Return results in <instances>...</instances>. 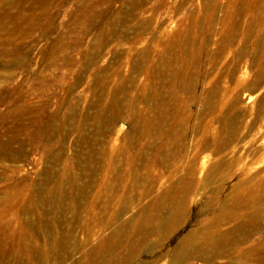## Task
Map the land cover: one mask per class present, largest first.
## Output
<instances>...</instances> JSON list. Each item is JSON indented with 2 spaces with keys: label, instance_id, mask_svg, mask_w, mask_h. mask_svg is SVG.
Segmentation results:
<instances>
[{
  "label": "rangeland",
  "instance_id": "rangeland-1",
  "mask_svg": "<svg viewBox=\"0 0 264 264\" xmlns=\"http://www.w3.org/2000/svg\"><path fill=\"white\" fill-rule=\"evenodd\" d=\"M1 247L264 264V0H0Z\"/></svg>",
  "mask_w": 264,
  "mask_h": 264
},
{
  "label": "bare ground",
  "instance_id": "bare-ground-1",
  "mask_svg": "<svg viewBox=\"0 0 264 264\" xmlns=\"http://www.w3.org/2000/svg\"><path fill=\"white\" fill-rule=\"evenodd\" d=\"M150 72V80L152 79V73H151V71H149ZM6 144H8V143H6ZM19 150H17V151H13V152H11V154H12V156H15L16 155V153L18 152ZM226 238V237H225ZM218 240V239H217ZM216 240V241H217ZM3 250V248L1 247L0 248V252Z\"/></svg>",
  "mask_w": 264,
  "mask_h": 264
}]
</instances>
